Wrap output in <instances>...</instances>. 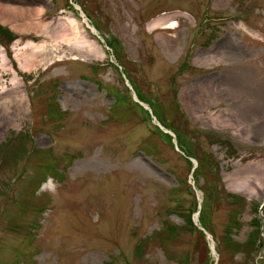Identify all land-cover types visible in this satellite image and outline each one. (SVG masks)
<instances>
[{
	"label": "rangeland",
	"instance_id": "1",
	"mask_svg": "<svg viewBox=\"0 0 264 264\" xmlns=\"http://www.w3.org/2000/svg\"><path fill=\"white\" fill-rule=\"evenodd\" d=\"M0 264H264V0H0Z\"/></svg>",
	"mask_w": 264,
	"mask_h": 264
},
{
	"label": "bare ground",
	"instance_id": "2",
	"mask_svg": "<svg viewBox=\"0 0 264 264\" xmlns=\"http://www.w3.org/2000/svg\"><path fill=\"white\" fill-rule=\"evenodd\" d=\"M42 11H43V10L40 9V10H38L37 13L41 14ZM33 25H34L35 27H36V26H38V27H45V26H46V25H43L41 22H36V23H34ZM91 47H92L91 49H94V48H95L93 45H91ZM45 49H46V48H42V49H40V50H39L40 52H38V53H37V52H33V53H32L33 58H35L36 56H39V55H40V56L43 55L44 57L50 55V54H51L50 51H48V50L45 51ZM1 59H2V61L6 64L7 57H6L5 55H3ZM196 101H199V102H200V101H201V98L197 97V98H196ZM209 117H210L212 120H215V119H216V117H213V115H209ZM218 118H219V117H217V120H218ZM218 121H220V120H218ZM226 121H228V120H222V122H224V123H228V122H226Z\"/></svg>",
	"mask_w": 264,
	"mask_h": 264
},
{
	"label": "trees",
	"instance_id": "3",
	"mask_svg": "<svg viewBox=\"0 0 264 264\" xmlns=\"http://www.w3.org/2000/svg\"><path fill=\"white\" fill-rule=\"evenodd\" d=\"M233 197H235V198H238L239 200H241L242 201V203L244 204V201H245V199L242 197H239V196H233ZM258 224V223H257Z\"/></svg>",
	"mask_w": 264,
	"mask_h": 264
}]
</instances>
